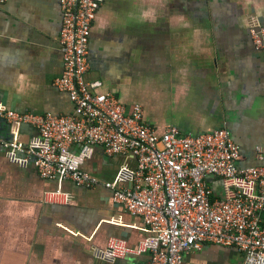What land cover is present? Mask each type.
<instances>
[{
    "label": "crops",
    "instance_id": "obj_1",
    "mask_svg": "<svg viewBox=\"0 0 264 264\" xmlns=\"http://www.w3.org/2000/svg\"><path fill=\"white\" fill-rule=\"evenodd\" d=\"M255 21L264 27V0H105L92 28L87 81L142 105L158 134L168 126L193 136L225 128L241 146L242 167L264 164V50L252 42ZM61 28V0L0 5V108L74 113L69 95L54 86L63 74ZM0 135L28 142L37 131L5 120ZM83 167L101 180L116 170L101 147ZM210 182L223 197L222 182ZM57 187L35 168L11 163L0 146V264H107L94 259V248L113 239L135 247L146 236L142 219L107 190L64 183L68 203L49 195ZM149 259L129 255L114 264ZM234 261L242 264L238 250L207 244L185 264Z\"/></svg>",
    "mask_w": 264,
    "mask_h": 264
},
{
    "label": "built area",
    "instance_id": "obj_2",
    "mask_svg": "<svg viewBox=\"0 0 264 264\" xmlns=\"http://www.w3.org/2000/svg\"><path fill=\"white\" fill-rule=\"evenodd\" d=\"M104 1L61 0L63 74L54 86L69 95L74 113L36 115L0 108V118L10 125L37 131L28 142L0 135L7 159L57 182L49 193L55 198L70 202L64 183L103 188L114 204L142 219L146 236L137 246L110 240L105 249L92 250L97 261L114 264L147 253L151 259L146 264H185L188 254L211 244L238 250L242 264H264V164L242 167L241 146L225 128L193 136L168 126L158 134L145 123L142 105L128 106L114 92H98V84L87 81L92 28ZM251 36L256 51H263L260 22L253 23ZM97 147L115 164L111 180L83 167ZM211 177L222 182L223 197Z\"/></svg>",
    "mask_w": 264,
    "mask_h": 264
},
{
    "label": "rangeland",
    "instance_id": "obj_3",
    "mask_svg": "<svg viewBox=\"0 0 264 264\" xmlns=\"http://www.w3.org/2000/svg\"><path fill=\"white\" fill-rule=\"evenodd\" d=\"M225 257L227 256L225 253L223 254ZM233 264H236V261L233 262Z\"/></svg>",
    "mask_w": 264,
    "mask_h": 264
},
{
    "label": "water",
    "instance_id": "obj_4",
    "mask_svg": "<svg viewBox=\"0 0 264 264\" xmlns=\"http://www.w3.org/2000/svg\"><path fill=\"white\" fill-rule=\"evenodd\" d=\"M0 122H5V120H4V119H2V118H0Z\"/></svg>",
    "mask_w": 264,
    "mask_h": 264
}]
</instances>
